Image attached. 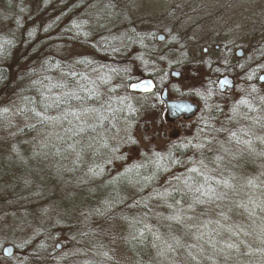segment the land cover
Instances as JSON below:
<instances>
[{
  "label": "trees",
  "instance_id": "1",
  "mask_svg": "<svg viewBox=\"0 0 264 264\" xmlns=\"http://www.w3.org/2000/svg\"><path fill=\"white\" fill-rule=\"evenodd\" d=\"M98 1H82L90 7L85 19L95 6L102 9ZM64 16L57 21L61 27L69 18ZM73 16L70 28L79 15ZM45 31L38 27L34 40H21L22 48L9 57L0 55L9 59L0 60V162L6 163L0 166V236L18 231L14 244L27 252L20 264L81 263H62L71 255L101 261L96 240L87 242L88 220L80 221L85 209L111 226L118 220L130 264H264V97L243 87L231 118L200 115L172 157L157 154L114 174L115 165L126 162L129 129L143 112L119 90L127 60L112 62L120 54L109 49L111 55L96 60L102 56L93 52L97 42L87 39L89 59L78 70L66 67L71 60L63 55L57 63L55 53L71 37L50 40ZM98 36L107 37V30ZM82 38L81 32L73 44L86 45ZM48 51L46 66L41 59ZM254 57L261 62V55ZM54 67L67 74L64 86L62 77L55 78L59 72H50ZM81 178L91 198L99 193L96 202L73 203L70 189ZM60 239L70 247L65 257L54 261L56 256L36 253Z\"/></svg>",
  "mask_w": 264,
  "mask_h": 264
},
{
  "label": "rangeland",
  "instance_id": "2",
  "mask_svg": "<svg viewBox=\"0 0 264 264\" xmlns=\"http://www.w3.org/2000/svg\"><path fill=\"white\" fill-rule=\"evenodd\" d=\"M82 1L0 0V55L9 57L15 53L13 50L15 47L22 48L19 46L21 40L24 39L23 41L27 42L34 40L39 27L42 32L46 30L44 33L46 39L61 38L62 40L64 36L71 37L67 41H60L57 51L59 55L57 53L55 55L58 57L57 63L63 61L60 60V56L64 55L71 60L66 64L63 62L64 65L66 67L74 65L73 68L78 70L81 66L79 63L89 59V52H92L88 47L87 39L93 40V42H97L93 52L102 55L95 57L96 60L105 59L104 55L106 54L111 55L110 52H106V49L120 54L117 59L111 60L112 62L127 60L125 66H129L128 70H123L122 76L119 75L120 91L129 94L128 86L139 81L138 74L149 72V75L159 83L169 81L173 84L175 95L170 90L172 97L180 94H197L199 89L201 93L203 92L204 103L203 116L201 117L211 118L214 115L211 119L219 122L231 118L235 108L238 110V105L243 101L240 98L242 96L241 89L246 87L239 83L240 91L237 89L232 95L219 97L214 92V94L208 93L207 87L198 83L197 78L200 77L204 83L212 84V80L220 73L222 67L223 69H238L248 65L251 62V57L256 55L258 57L261 55V62L256 65V76H251L250 80L253 77L257 80L260 75L264 74V50L262 52L264 49V0H114L113 2L99 0V4L104 3L102 9L98 10L95 6L93 9L95 11L90 12L87 19L82 15L85 12L88 13L90 7H82ZM61 14L69 16L67 20L63 21V27L57 23ZM77 14L79 16H76ZM73 15L76 16L74 19L76 24L70 28ZM106 22L108 24L105 27L103 25ZM104 29L107 30V37L101 38L102 36H98V33ZM80 31L84 36L82 39H86L84 46L81 42L79 45L73 44V39H77L81 35ZM160 35L165 39L162 42H157L156 39ZM98 38L100 39L97 40ZM216 45L220 47L218 53H214ZM209 46H211L212 53L204 55L202 49ZM238 49L244 51V57L239 62L235 58V52ZM22 54L20 53L19 56L22 57ZM49 54V51L48 55L43 54L42 58L44 59H41V62H44L46 66L51 65L47 57ZM123 56L125 57L122 59ZM0 60L5 62L6 59L0 57ZM132 62L135 63V66L131 70ZM212 65L214 67H210ZM133 70L135 73L131 72ZM172 71L183 72L182 78L178 81L172 80L170 77ZM50 72L53 74L59 72L55 78L61 79L62 77V81H59L64 86L67 74L59 70L58 67L50 68ZM185 74L191 80L194 78L196 86L185 81ZM241 81L243 80L241 79ZM252 90L254 96L264 97V85L257 84L250 89V91ZM129 99L141 104L143 112L133 130L129 129L127 138L131 143L121 144L129 146L126 152L122 151V155H126V157L124 156L126 162L115 165L114 174L133 165H143L147 160L152 162L157 154L166 155L167 158L172 157L176 147L183 148L176 142L187 136L195 124L194 121L183 126L175 124L173 127H168L163 117L164 109L162 106L156 105V101L152 99L144 101L138 95L133 94H129ZM181 126L180 137L176 141H172L170 137H177H174L176 133L174 128L180 129ZM1 159L2 157H0ZM5 164L0 162V166ZM111 176L113 175L110 174L109 177ZM79 182L80 186L78 187L71 183L70 190L73 191V203L78 198L83 206L86 204V202L84 203L85 199L91 198V193L90 187H87V182H84L83 178L79 179ZM1 183L3 184V180L0 179ZM86 188L87 192L83 191ZM106 192L108 191L106 190ZM96 194L93 193L91 198L93 202H96V196H99V193ZM101 196L103 195L101 194ZM73 203L69 202L72 205ZM81 210L83 212L84 209ZM86 212L85 209V214L82 215L84 218L80 221L88 220V226L85 229L88 231L87 235L90 236L87 242L90 243L91 239L96 240L97 250L103 254L100 255L102 260L95 263L87 257L76 259L71 255L62 263L81 261L78 264H130L132 261L129 262L126 258L121 245L120 235L123 233V229L118 220H114L113 225L115 226H111L112 222L104 220L106 217L92 218L88 217ZM119 214L122 212L120 211ZM11 229L6 236H0V264H4L3 261L7 260L2 253L4 247L8 245L16 248L9 264H20L21 261H24L23 257L27 253L23 246L19 248L14 244L20 236L16 229ZM89 231H92L91 234ZM47 245H42V248L36 253L42 251L44 255L56 256L54 261L69 253L68 248L70 247L65 246L66 244L64 245L61 239ZM58 245L61 247L60 250H57ZM76 245L78 244L74 242L72 247L76 248Z\"/></svg>",
  "mask_w": 264,
  "mask_h": 264
},
{
  "label": "flooded vegetation",
  "instance_id": "3",
  "mask_svg": "<svg viewBox=\"0 0 264 264\" xmlns=\"http://www.w3.org/2000/svg\"><path fill=\"white\" fill-rule=\"evenodd\" d=\"M238 50H242V49H238ZM237 50V51H238ZM220 51V47L219 46H215L214 47V53H218ZM236 51V52H237ZM236 52H235V58L239 61H241L244 57V51L242 50L243 52V56L241 58H237L236 56ZM202 53L204 55H209L212 53L211 51V46L209 47H204L202 49ZM256 57L252 56L251 59H250V63H248V65H245L243 67H239L238 69L234 68V69H230V68H224L223 67L221 68V71L220 73L212 80V84H209V83H204L203 80L200 78H197V82L198 83H202L203 85H205L207 87V91L208 93H216L217 96L219 97H227L229 95H232L237 89H239L240 91V87L241 85H239V83L243 84V86L245 85V87L248 89H252L253 86L259 84L258 83V78L257 80H255V77H253L252 80H250L251 76H256V61H255ZM225 64V62H224ZM210 67H214V65L210 66ZM209 67V68H210ZM172 72H177L179 73V78H175V77H172L171 74H170V77L172 80H180L183 76V72L181 71H172ZM171 72V73H172ZM145 78H151L154 80L155 82V85H156V89L155 91L152 93V94H133V95H138L139 97H141L144 101L145 100H153V101H156V105L158 106H162L163 109H164V121L165 123L168 125V127H173V125L175 124H182L183 125H187L189 124L190 122H194L196 121L200 115H202L203 111H204V103H203V92L201 93L198 89V92L197 94H180L179 96H175V97H172L170 96V90H171V93L174 94V90L172 88V83L167 81L165 83H159L158 81H156V79L154 77H145ZM145 78H141V79H145ZM228 79L229 80V84L230 85H223L222 87V90L221 88L219 87V82L221 79ZM241 79L243 81H241ZM185 81L188 83V82H191L192 84L195 85L194 83V78H189L186 74H185ZM260 85V84H259ZM196 86V85H195ZM164 89H167V100L170 101V102H175V101H180V100H186V101H189L193 104H195L196 106L199 107V112L196 116H194L193 118H190V119H186L184 116H181L179 118H177L176 120H174L173 122H169L167 121L166 119V114H167V108H166V105L165 103L163 102V100L161 99V93L163 92ZM213 93V94H214ZM241 93H242V90H241ZM175 95V94H174ZM154 105V103H153ZM182 126L180 129H176L174 128L175 130V135L174 137L177 135L176 138H173V137H170L172 139V141H176L177 138L180 137L181 135V131H182ZM16 251V250H15Z\"/></svg>",
  "mask_w": 264,
  "mask_h": 264
},
{
  "label": "water",
  "instance_id": "4",
  "mask_svg": "<svg viewBox=\"0 0 264 264\" xmlns=\"http://www.w3.org/2000/svg\"><path fill=\"white\" fill-rule=\"evenodd\" d=\"M164 36H158L157 37V42H162L164 41ZM237 58H241L243 56L242 50H238L236 52ZM172 77L179 78V73L177 72H172L171 73ZM258 83L261 85H264V74L260 75L258 77ZM230 85L228 79H221L219 82V87L222 90L223 85ZM156 89V85L153 79L151 78H145L141 79L137 82L131 83L128 87V90L130 93L134 94H152ZM161 99L166 105L167 108V114H166V119L169 122H173L177 118L184 116L186 119L193 118L196 116L199 112V107L196 106L195 104L186 101V100H180V101H175V102H170L167 100V89H164L163 92L161 93ZM177 136V135H176ZM60 246L58 245L57 250H60ZM15 253V248L12 245H8L4 247L3 249V257L6 259H10L14 256Z\"/></svg>",
  "mask_w": 264,
  "mask_h": 264
},
{
  "label": "snow or ice",
  "instance_id": "5",
  "mask_svg": "<svg viewBox=\"0 0 264 264\" xmlns=\"http://www.w3.org/2000/svg\"><path fill=\"white\" fill-rule=\"evenodd\" d=\"M234 135V134H233ZM195 170V169H194Z\"/></svg>",
  "mask_w": 264,
  "mask_h": 264
}]
</instances>
